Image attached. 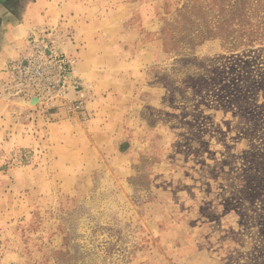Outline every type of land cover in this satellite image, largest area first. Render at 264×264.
I'll return each instance as SVG.
<instances>
[{"label": "rangeland", "instance_id": "obj_1", "mask_svg": "<svg viewBox=\"0 0 264 264\" xmlns=\"http://www.w3.org/2000/svg\"><path fill=\"white\" fill-rule=\"evenodd\" d=\"M45 11L68 67L0 81V264H264V0Z\"/></svg>", "mask_w": 264, "mask_h": 264}, {"label": "crops", "instance_id": "obj_2", "mask_svg": "<svg viewBox=\"0 0 264 264\" xmlns=\"http://www.w3.org/2000/svg\"><path fill=\"white\" fill-rule=\"evenodd\" d=\"M48 0H0V81L26 49L28 36L44 24Z\"/></svg>", "mask_w": 264, "mask_h": 264}, {"label": "built area", "instance_id": "obj_3", "mask_svg": "<svg viewBox=\"0 0 264 264\" xmlns=\"http://www.w3.org/2000/svg\"><path fill=\"white\" fill-rule=\"evenodd\" d=\"M26 47L29 50L28 54L30 52L33 54L31 56L26 54L20 60L11 64L7 70L11 80L9 84L15 85V89L19 90L17 94L23 93L20 87L28 82L29 77L31 82L39 85L50 80V76L56 70L63 73L68 67L63 56L58 54L53 37L51 35L47 36L45 32L30 35ZM42 56L47 57L43 58Z\"/></svg>", "mask_w": 264, "mask_h": 264}]
</instances>
